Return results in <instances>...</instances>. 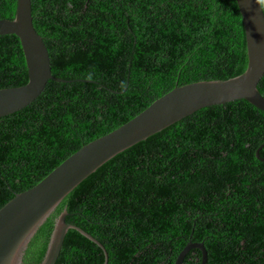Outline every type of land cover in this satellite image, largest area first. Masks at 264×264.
I'll list each match as a JSON object with an SVG mask.
<instances>
[{"label": "trees", "instance_id": "16d2710c", "mask_svg": "<svg viewBox=\"0 0 264 264\" xmlns=\"http://www.w3.org/2000/svg\"><path fill=\"white\" fill-rule=\"evenodd\" d=\"M17 0H0L12 20ZM264 13V0H260ZM49 80L0 117V209L83 145L176 86L247 66L236 0H31ZM19 39L0 35V89L26 84ZM264 97V76L257 85ZM264 111L202 108L118 154L72 191L55 264H174L202 242L205 264H264ZM191 249L182 264H200Z\"/></svg>", "mask_w": 264, "mask_h": 264}, {"label": "water", "instance_id": "95a60500", "mask_svg": "<svg viewBox=\"0 0 264 264\" xmlns=\"http://www.w3.org/2000/svg\"><path fill=\"white\" fill-rule=\"evenodd\" d=\"M236 3L245 34V71L223 81L176 86L126 123L83 145L32 188L15 194L0 209V264H55L69 229L94 241L65 221L71 191L136 143L209 106L245 100L264 111V97L257 89L264 76V13L260 0ZM0 35H15L19 39L27 69L26 84L0 89V117L32 103L49 80L72 82L52 75L47 47L33 26L31 0H17L14 18L0 19ZM263 146L264 143L256 150L260 160L259 150ZM191 249L201 252L200 264H205L207 253L202 242H188L174 264H182Z\"/></svg>", "mask_w": 264, "mask_h": 264}]
</instances>
